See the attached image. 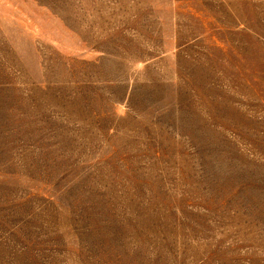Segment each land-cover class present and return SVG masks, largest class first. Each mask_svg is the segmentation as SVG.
<instances>
[{
    "label": "rangeland",
    "instance_id": "1",
    "mask_svg": "<svg viewBox=\"0 0 264 264\" xmlns=\"http://www.w3.org/2000/svg\"><path fill=\"white\" fill-rule=\"evenodd\" d=\"M0 264H264V0H0Z\"/></svg>",
    "mask_w": 264,
    "mask_h": 264
}]
</instances>
